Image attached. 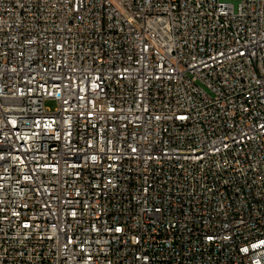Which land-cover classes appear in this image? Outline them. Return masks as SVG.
<instances>
[{
	"label": "built area",
	"instance_id": "built-area-1",
	"mask_svg": "<svg viewBox=\"0 0 264 264\" xmlns=\"http://www.w3.org/2000/svg\"><path fill=\"white\" fill-rule=\"evenodd\" d=\"M0 264H264V0H0Z\"/></svg>",
	"mask_w": 264,
	"mask_h": 264
},
{
	"label": "rangeland",
	"instance_id": "rangeland-1",
	"mask_svg": "<svg viewBox=\"0 0 264 264\" xmlns=\"http://www.w3.org/2000/svg\"><path fill=\"white\" fill-rule=\"evenodd\" d=\"M222 2L228 3L233 5L234 7H237L240 0H221ZM47 107L50 108L51 110H54L56 105L54 103H47Z\"/></svg>",
	"mask_w": 264,
	"mask_h": 264
}]
</instances>
